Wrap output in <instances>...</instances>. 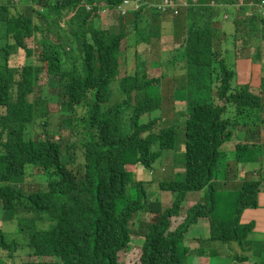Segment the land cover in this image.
<instances>
[{
  "label": "trees",
  "instance_id": "1",
  "mask_svg": "<svg viewBox=\"0 0 264 264\" xmlns=\"http://www.w3.org/2000/svg\"><path fill=\"white\" fill-rule=\"evenodd\" d=\"M125 1L130 0H38L44 9L33 10V16L23 14L21 0H4L0 4L1 219L15 224L22 242L27 241L33 255L42 258L40 262L22 264H69L70 258L81 264H122L119 252L128 249L130 222L141 209L153 217L132 264H189L190 255L197 256L200 264H218V260L209 263L211 257L219 256L215 249L203 254L202 249L190 247V229L202 219L208 222L204 223L208 233L204 241L198 239L201 245L221 242L243 246L253 230V223L243 224L240 216L244 210L258 206L261 181H244L230 222L214 218L212 183L221 148L230 140L233 120L243 117L249 118L246 122L259 124L257 113L264 111V77L259 87L240 85L235 79L240 58L235 48L237 40L243 38L241 49H247L258 42V31L264 37V15L253 7L261 0H243L246 6L232 9L238 19L233 21L235 37L230 45L219 23L211 21L209 26H201L198 21L199 13L215 16L216 7L187 11L185 43L179 51L172 49L177 54L174 57L200 69L196 76L209 77L211 83L204 91L198 82L194 95H188L182 149L177 126L160 124L162 97L158 92L163 78L150 76L138 60L130 72L122 70L128 57L134 56L131 49L135 51L125 40L140 25L145 5L132 13L131 20L116 12L117 16L109 19L117 20L120 29L116 34L110 28H98L91 18L102 7L115 11ZM210 1L198 0L200 6ZM224 1L235 4V0ZM248 4L253 6L246 8ZM248 10L253 11L251 17L246 15ZM146 16L143 20L150 21L161 14ZM145 31L147 35L137 33L140 39L144 37L142 42L150 37V32ZM38 33V61L44 65L10 64V55L18 50L24 52V58L33 56L30 43ZM62 43L68 47L67 52L61 51ZM222 43L233 50L234 61L229 60V48L220 47ZM258 53L256 46L249 59H258ZM66 57L74 61L69 63ZM53 81L57 87L50 90L51 94L40 92ZM48 101H57L60 113L66 117L61 125L69 129L68 136L48 138L46 126L52 111ZM229 113L234 119L226 118ZM235 147L237 164H244L256 144L241 142ZM165 151L175 152H169L173 157L167 163L176 177L159 183L160 191L173 194L171 206L162 209L158 200L147 196L148 190L145 194L143 185L148 180L136 179L134 166L151 169ZM26 167H33L45 178L43 190L21 189ZM190 192L203 193L202 200L181 213ZM4 236L6 233L0 229V253L8 252L12 258L19 246ZM248 261L244 251L242 255L235 254L231 264H249Z\"/></svg>",
  "mask_w": 264,
  "mask_h": 264
},
{
  "label": "rangeland",
  "instance_id": "2",
  "mask_svg": "<svg viewBox=\"0 0 264 264\" xmlns=\"http://www.w3.org/2000/svg\"><path fill=\"white\" fill-rule=\"evenodd\" d=\"M6 1V0H5ZM32 4H29L27 0H21V3L23 5V14L33 16L32 11L33 10H39L41 12L44 7H42V4L38 2V0H31ZM134 1L135 0H130ZM141 1V0H140ZM160 2V0H147L146 6L143 9L142 12V21L140 25L137 27V29H134L130 31V33L127 35V38L125 41L131 43L130 46L135 48V51L131 49V52L134 56L128 57V60L126 62L125 67L122 68V70H127L130 72V69L134 67V61L138 60V62H142L144 66H141V69L147 72L152 77H162V81L160 83V92H158L159 97L161 98V109L158 112V115L161 116L163 119L160 120V124L162 126H167L173 124V126H177V140L180 143V149L181 145H183L184 141V128H185V119H186V107L189 101V97L193 96L195 93V85L199 82L203 85L204 91H207L210 88L211 80L209 77H205L204 75L196 76V72L200 69L191 68L189 65H186L185 60H176V55L171 48L167 46V43H174V47L176 48V51H179L184 46L180 45L181 43V35L178 37L175 34V27L174 26H164L163 23V29L159 30V34L161 36L159 38H154V32L157 30V27L159 25V22L162 21V19L165 20V17H170L173 20H177L181 18L183 20L184 17V9L181 7L178 14L172 15L170 12L165 13L157 9L156 5ZM196 2V1H195ZM5 3L4 0H0V4ZM210 4H213L211 2ZM217 6V3L215 4V7ZM90 6H87L85 8L88 10ZM198 9H209L212 8L209 4L205 6H198L195 7ZM218 7H216L217 9ZM248 8V6L246 7ZM193 9V8H192ZM232 11V10H231ZM153 12L161 14V17L157 18L156 20H152L148 23H145L146 20H143L146 15L153 14ZM131 13V14H130ZM229 19H225L228 23L227 26L224 25V29L229 30L228 35H224V38L227 39L228 44L230 45L231 42L234 40L235 37V26L233 24L234 20H237L238 17L236 14L230 13ZM116 15L115 11H112L110 9H107L106 7H102L99 11L93 13L92 19L95 20V24L100 29H108L110 28L112 32L115 34L119 32L120 27H117L118 23L117 20H109L112 18V16ZM246 15L248 17L249 14L246 12ZM117 16V15H116ZM125 17H128V20L132 19V12H128ZM117 18V17H114ZM130 18V19H129ZM245 18V16H244ZM187 19V14L185 15V20ZM90 20V19H89ZM87 23V22H86ZM74 24V23H73ZM72 24V25H73ZM201 25V24H200ZM146 28V29H145ZM261 30H263V27H260ZM129 29V28H128ZM144 30H148L150 32V37H148V40H144V42L141 41V39H144L142 37H138L137 32L142 31L143 34L147 35L148 32H145ZM158 31V30H157ZM183 34V33H182ZM41 33H38L35 35V38L30 43V48L33 50V56L31 58H24L25 54L22 50H18V53L10 55L9 63L23 66L25 63H31L33 65L37 66H43L44 64L38 61V59L41 56V45L37 43L38 39L40 38ZM185 35V33H184ZM172 37L174 39H172ZM183 37V35H182ZM52 39L54 37L51 36ZM136 38V39H135ZM243 39V38H241ZM237 40L235 48L238 50V55L242 56L243 58L248 55L247 49H241L243 48V44H245L243 41ZM245 39V38H244ZM256 39L258 42L255 41V45L259 48L264 45V37L261 34V32H257ZM123 40V42H125ZM154 42H157L154 44ZM150 43V45L148 44ZM222 43L220 47H224L223 50L228 49L230 46ZM179 47V49H178ZM61 51H68V47L65 45V43H62L60 45ZM222 50V51H223ZM137 52L138 54H135ZM129 53V51H128ZM263 57H264V51H263ZM175 55V57H174ZM229 60L234 61V54L233 50L229 48ZM169 58L171 60H169ZM66 59L71 63V61H74L72 58L66 57ZM264 62H262L263 64ZM254 64V71L259 72L261 71L260 62L258 59H253ZM139 66V67H140ZM138 70V68H137ZM235 79L236 82L240 85H244L245 82L251 85H257L258 81H254L251 78L250 70H243L240 72L235 73ZM251 79V81H250ZM44 80V79H42ZM245 83V84H247ZM261 84V83H260ZM57 87V84L55 81L51 82L48 86H43L41 88L40 92H44L45 95H49L50 90ZM39 91V90H38ZM181 95V96H178ZM48 107L50 110H52L48 115V125L46 126V129L49 133H46L48 135L49 139H53V137L56 136H68L69 129L63 125H61V122L66 119L65 116H62L60 113V107L57 105V101H48ZM262 112V113H261ZM264 111H260L257 113V119L259 121L258 123H255V125L252 122H246L249 121V118L244 119L243 117H236L234 119V115L228 114L226 118L234 119L233 124L229 126V130H231V137L229 141H226L222 148H221V158L217 165V172L215 176V180L212 183V186L215 191V213L214 218L218 219L220 222H230L231 219L234 218V212L237 206V202L240 196V193L242 191V185L244 181H250L254 180L252 178H246L249 174H251L252 171L247 173L246 175L240 174L238 170L241 166H239L236 162V147L235 145L237 143H241L244 141L249 142H257L256 139H251L252 136H254V133L257 131V129H264ZM153 116V115H152ZM145 120L147 119V116L144 117ZM174 120H177L179 123L174 124ZM244 123L246 125H244ZM253 124V125H251ZM251 129H254L253 133ZM75 142V141H72ZM71 142V143H72ZM264 142V137H260V144ZM260 144H257L258 146ZM261 147H256V149L253 152H250L249 160L250 163H253L252 159H259L258 162H254L252 165L253 167H264V162L262 160L264 159V143L260 145ZM175 153L173 151H165L161 158L157 159L155 163L152 165L151 169H145L141 167L140 165H135L136 168V179L139 180H148V183L146 186L143 185V190L146 194L147 190V196L151 197L150 200H158L160 202V205L162 209H166L171 206L173 194L168 193L166 191H160L159 189V183L164 181H171L176 177V175H172L174 173L173 167L167 163V161H172L171 153ZM169 153V154H167ZM176 154L178 155V158L182 160V157L180 155V152L177 151ZM169 157V158H168ZM68 158L70 159V155H68ZM166 158H168L166 160ZM166 161V162H165ZM250 167V165H248ZM26 179L25 182L21 185V189H23L26 192H35L39 190H43L45 188L46 180L45 178H42L40 176V172H37L33 167H26ZM228 170V171H227ZM64 171L67 173L66 169L64 168ZM140 196H142L141 190H139ZM134 191L129 194L130 198L132 199L134 197ZM203 197V193H195L190 192L187 193L186 199L184 203L182 204V212L184 213L186 211V208H189L190 206L194 205L197 201H201ZM257 201L258 205L263 206L264 204V187L260 189V193L257 194ZM138 208L137 210H139ZM251 211V210H250ZM247 211L244 214L241 215V221L245 222L246 214H248ZM2 211L0 209V229L6 233L7 237L4 236L5 240H11L16 241L18 247V251H15L12 258H9L10 256L7 253H0V264H22L25 262H40L42 258H38L33 255V251L29 250L27 247L28 242H22L21 235L18 232V228L15 224L7 223L2 221ZM152 215H147L143 212V209L136 211L133 219L130 222V234H131V241L128 249H124L121 252H119L118 260L125 264V262H128L129 264H132V261H136L138 254H139V246L143 242V237L145 235L147 225L152 220ZM208 225L207 220L202 219L199 221L198 224L194 225L190 229V234L188 236V240L190 241V247L193 249H202L203 254H207L211 249H215L217 252L218 257L214 258L211 257L209 260V263H216L218 260V264H231L233 256L236 255H242L245 250L251 251V246L249 244V236L251 233H248V236L246 238L245 243L243 246H240L236 243L231 244H222L221 242L217 243H206L204 245H201L198 243V239L203 240V238H207L208 233ZM248 223V222H246ZM44 228L45 226H40ZM259 230L261 228V225L256 226ZM262 233L264 234V230H262ZM257 236V235H256ZM197 240V241H196ZM247 255V253L245 252ZM248 257V256H247ZM264 257V256H263ZM48 260V259H43ZM264 261V260H262ZM189 264H200V259L197 256L190 255L188 259ZM249 264H252L251 261H248ZM257 263V262H256ZM263 263V262H262ZM69 264H81L80 260H77L76 258H70ZM258 264V263H257Z\"/></svg>",
  "mask_w": 264,
  "mask_h": 264
},
{
  "label": "crops",
  "instance_id": "3",
  "mask_svg": "<svg viewBox=\"0 0 264 264\" xmlns=\"http://www.w3.org/2000/svg\"><path fill=\"white\" fill-rule=\"evenodd\" d=\"M221 1L222 2H220V6L217 8V10H216L217 14L215 16H214V13L209 15L208 12L198 14V21L201 24V26H206V25L209 26L211 21L215 22L216 24L219 23V28L220 27L224 28V25L227 26L226 23H228V22L225 19L226 18L229 19L228 12L230 11V13H231L232 12L231 10L236 9V7L233 4L227 3V1H224V0H221ZM183 14H184L183 20L181 18H179L177 20H173L170 17H165V20L162 19V21H160V27L157 28L158 31L154 32V38L156 39V38H159L161 36V34H159V30L163 29L164 26H174L176 29L175 30L176 36L179 37L181 35V38L183 40L182 35L184 36L185 29H186L185 15L186 14L188 15V13L184 12ZM188 17H189V15H188ZM150 21H146L145 23H148ZM163 23H164V26H163ZM227 28H228V26H227ZM224 31H225V29H224ZM138 32H140V31H138ZM228 32H230V31L226 30L225 34L227 33V35H228ZM141 33H142V31H141ZM172 39H174V38L172 37ZM156 43L157 42H154V44H156ZM129 44L131 45V43H129ZM148 44L150 45V43H148ZM173 45H174V43H167V46L171 49L175 48ZM255 49H256V45L253 43L252 48H250V47L247 48L248 55H246L244 58L242 56H240V58L238 57L236 70H237V72H240L243 70H250L251 78L254 81H258V84L254 85V86L259 87L262 84V80L264 77V63L262 64V62H264V57L262 54L264 51V45H262V47L259 48V53H258V60L260 62V66H261V71H259V72L254 71L253 59L252 60L249 59L252 55V52H255ZM250 52H251V54H250ZM250 81H251V79H250ZM253 130L254 129H251V131H253ZM260 137H264V129H258V131L254 133V136H252L251 139H256L257 142H249V141H244V142H247L249 145L254 143V144H256V147H261L260 145L263 144L264 142L260 144ZM257 144H260V145L257 146ZM254 150L255 149H253V151ZM249 156H250V154H249ZM248 159H250V158H248ZM259 159H262V158H259ZM259 159H257V160L252 159V161H253V163L258 162ZM262 162H264V159L262 160ZM253 163L239 165L241 167L238 170V172L242 171V172H240V174L246 175L247 173L252 171L251 174H249L248 177H246V178L247 179L252 178L256 181H261V188H263L264 187V167L263 168L262 167H260V168L259 167H253V165H252ZM248 165H250V167ZM262 205L263 206H260V204H259L256 208L244 210L242 214H244L247 211H250V210L251 211L248 212V214H246L245 222L241 221L243 224L246 222H252L253 223V230L250 232L251 235L249 236V244H250L252 250L251 251L245 250V252L247 253L249 261H251L252 263L257 262L258 264H260V263L264 264V261H262V260H264V257H263L264 256V234L262 233V230H264V204H262ZM240 220H241V216H240ZM257 225H261V228L259 230L256 227Z\"/></svg>",
  "mask_w": 264,
  "mask_h": 264
},
{
  "label": "built area",
  "instance_id": "4",
  "mask_svg": "<svg viewBox=\"0 0 264 264\" xmlns=\"http://www.w3.org/2000/svg\"><path fill=\"white\" fill-rule=\"evenodd\" d=\"M194 1V0H193ZM215 3L213 2V5ZM140 0L134 1H125L122 5L117 6V12L120 13V16H125L128 12L131 11H137L141 7ZM188 4L185 1H174V0H163L161 3L157 4L156 7L158 10L162 12L171 11L173 15L178 14L180 8L187 7ZM253 6V5H252ZM254 11H256L258 14L264 15V0L261 1L259 5H255ZM253 12L249 14V16H252Z\"/></svg>",
  "mask_w": 264,
  "mask_h": 264
},
{
  "label": "clouds",
  "instance_id": "5",
  "mask_svg": "<svg viewBox=\"0 0 264 264\" xmlns=\"http://www.w3.org/2000/svg\"><path fill=\"white\" fill-rule=\"evenodd\" d=\"M163 0H160V2L159 3H161ZM174 1H185V2H187V4H188V6L187 7H185V8H183L184 9V11L185 12H187L190 8H195V7H198V6H200V3L198 2V0H174ZM196 1V2H195ZM220 1L221 0H211L210 2H209V5L211 6V7H215V4L217 3V6L216 7H219L220 6ZM237 1V2H236ZM262 1V0H261ZM261 1H260V3H261ZM211 2H214L215 4L213 5V4H210ZM222 2V1H221ZM158 3V4H159ZM259 3V4H260ZM258 4V5H259ZM143 5H145L146 6V3H144V4H142L141 5V7L143 6ZM233 5H235V7H236V10H239L240 8H242L241 6H243L244 4H243V0H235V4H233ZM244 6H246V5H244ZM248 7H252V4H248ZM117 8V7H116ZM115 8V12H117V9ZM138 11V10H137ZM132 13L133 12H136V11H131ZM168 12H170L172 15H173V13L171 12V11H167V12H165V13H168ZM251 12H253L252 10H248L247 11V13L248 14H250ZM256 12V11H255ZM257 13V12H256ZM251 17V16H250ZM254 131V130H253ZM253 133V132H252ZM231 137V136H230ZM250 163V160H248V162L247 163H244V164H249ZM241 164H243V163H241ZM241 164H238V165H241Z\"/></svg>",
  "mask_w": 264,
  "mask_h": 264
},
{
  "label": "water",
  "instance_id": "6",
  "mask_svg": "<svg viewBox=\"0 0 264 264\" xmlns=\"http://www.w3.org/2000/svg\"><path fill=\"white\" fill-rule=\"evenodd\" d=\"M184 43H185V41H184Z\"/></svg>",
  "mask_w": 264,
  "mask_h": 264
}]
</instances>
